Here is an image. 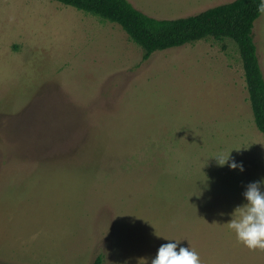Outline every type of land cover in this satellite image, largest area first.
Segmentation results:
<instances>
[{"label":"rangeland","instance_id":"rangeland-1","mask_svg":"<svg viewBox=\"0 0 264 264\" xmlns=\"http://www.w3.org/2000/svg\"><path fill=\"white\" fill-rule=\"evenodd\" d=\"M126 1L176 20L235 0ZM253 40L264 77V15ZM142 54L116 23L0 0V264H151L169 240L200 264H264L224 224L264 178L237 46Z\"/></svg>","mask_w":264,"mask_h":264},{"label":"trees","instance_id":"trees-1","mask_svg":"<svg viewBox=\"0 0 264 264\" xmlns=\"http://www.w3.org/2000/svg\"><path fill=\"white\" fill-rule=\"evenodd\" d=\"M64 6L118 24L147 61L156 51L181 47L206 38L230 39L237 46L249 95L254 124L264 135V77L253 40L254 23L264 14L256 10L259 0H235L196 16L156 20L142 14L126 0H52ZM91 264H103L98 256Z\"/></svg>","mask_w":264,"mask_h":264},{"label":"clouds","instance_id":"clouds-1","mask_svg":"<svg viewBox=\"0 0 264 264\" xmlns=\"http://www.w3.org/2000/svg\"><path fill=\"white\" fill-rule=\"evenodd\" d=\"M256 10L264 14V0H259ZM229 154L219 153L212 158L218 166L227 165L230 170L243 172L242 162L230 160ZM242 196L243 202L232 211L229 221L224 224L244 247L249 250H264V178L249 183ZM169 241L174 242L162 244L151 264H200L199 254L194 249L178 248L179 241Z\"/></svg>","mask_w":264,"mask_h":264},{"label":"crops","instance_id":"crops-1","mask_svg":"<svg viewBox=\"0 0 264 264\" xmlns=\"http://www.w3.org/2000/svg\"><path fill=\"white\" fill-rule=\"evenodd\" d=\"M233 234V233H232ZM234 235V234H233Z\"/></svg>","mask_w":264,"mask_h":264}]
</instances>
